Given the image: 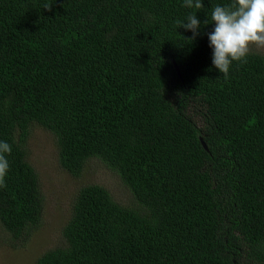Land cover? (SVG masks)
Returning a JSON list of instances; mask_svg holds the SVG:
<instances>
[{
	"label": "trees",
	"instance_id": "obj_1",
	"mask_svg": "<svg viewBox=\"0 0 264 264\" xmlns=\"http://www.w3.org/2000/svg\"><path fill=\"white\" fill-rule=\"evenodd\" d=\"M183 2L0 0V141L12 148L0 224L11 248L42 224L28 161L38 125L65 171L80 178L99 159L137 208L82 187L64 244L37 264H264V56L249 53L225 79L204 21L233 0ZM193 13L195 39L176 24Z\"/></svg>",
	"mask_w": 264,
	"mask_h": 264
},
{
	"label": "rangeland",
	"instance_id": "obj_2",
	"mask_svg": "<svg viewBox=\"0 0 264 264\" xmlns=\"http://www.w3.org/2000/svg\"><path fill=\"white\" fill-rule=\"evenodd\" d=\"M250 53L264 56V47L253 46ZM195 109H191L189 114H194V120L201 126V113L195 114ZM28 152V161L39 176L40 191L44 198L42 224L29 242L17 250L10 247L9 236L0 224V264H37L46 251L62 246V231L72 217L75 198L84 186L96 184L105 187L119 203L137 208L119 175L99 159L90 160L80 178H74L65 171L59 163L55 137L38 125L31 127Z\"/></svg>",
	"mask_w": 264,
	"mask_h": 264
},
{
	"label": "clouds",
	"instance_id": "obj_3",
	"mask_svg": "<svg viewBox=\"0 0 264 264\" xmlns=\"http://www.w3.org/2000/svg\"><path fill=\"white\" fill-rule=\"evenodd\" d=\"M183 7L203 9L202 0H184ZM215 25L208 33L210 47L213 50L212 65L228 78L234 62L246 63L253 46L264 47V0H233L230 5H217L211 12V21L204 25ZM178 28L190 30L192 39L198 36L201 22L196 13L186 17V22L176 21ZM12 148L7 142L0 141V188L6 187L5 178L9 171L6 154H11Z\"/></svg>",
	"mask_w": 264,
	"mask_h": 264
},
{
	"label": "water",
	"instance_id": "obj_4",
	"mask_svg": "<svg viewBox=\"0 0 264 264\" xmlns=\"http://www.w3.org/2000/svg\"><path fill=\"white\" fill-rule=\"evenodd\" d=\"M176 66V65H175ZM177 71H178V68L176 67ZM205 146V145H204Z\"/></svg>",
	"mask_w": 264,
	"mask_h": 264
}]
</instances>
